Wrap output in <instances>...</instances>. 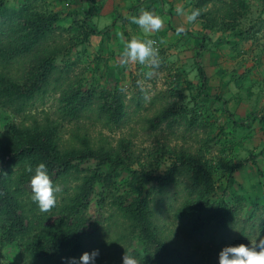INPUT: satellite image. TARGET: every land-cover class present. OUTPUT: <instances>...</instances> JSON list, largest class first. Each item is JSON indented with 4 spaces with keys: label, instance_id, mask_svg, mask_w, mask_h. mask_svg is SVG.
I'll return each mask as SVG.
<instances>
[{
    "label": "rangeland",
    "instance_id": "374dc122",
    "mask_svg": "<svg viewBox=\"0 0 264 264\" xmlns=\"http://www.w3.org/2000/svg\"><path fill=\"white\" fill-rule=\"evenodd\" d=\"M236 1L226 3L233 8ZM244 1L246 10L232 21V11L222 14L225 7L218 2L198 9L195 0H96L95 9L89 11L84 0H44L46 10L60 16L54 34L27 55L5 63L0 58V73L22 82L32 65L45 57L50 58L51 73L22 111L0 107V132L6 122L50 126L58 131L64 148L81 147L84 141L110 151L124 141L130 147L132 168H144L153 175L164 173L180 151L201 157L215 182L216 196L236 207L235 221L225 229L209 224L193 232L187 219L175 218V209L189 192L195 193L186 179L168 189L160 201L155 199L152 220L157 238L166 247L201 264H218L224 247L248 245L264 237V2ZM23 2L5 0L0 48L16 40L8 37L13 24L6 10H17ZM32 5L38 8L41 3ZM141 10L162 17L163 28L144 33L131 23L129 17L138 16ZM194 10L200 15L189 22L187 16ZM179 28L183 33L177 34ZM133 37L156 41L161 65L150 79L145 75L150 71L147 66L120 64L121 53ZM196 63L205 72V86ZM70 88L93 89L97 94L115 88L124 105L122 119L109 125L98 119L95 110L102 101L97 99L77 118L63 119L62 96ZM161 116L167 117L162 120ZM247 159L243 168L232 171ZM93 167L91 162L78 168ZM115 180V190L110 187L104 193L96 186L86 214L97 230L85 239L80 255L98 249L95 264H122L124 253H131L140 264H147L148 254L154 253L152 247L114 215V204L129 197L127 174L117 172ZM78 183L72 178L58 181L55 186L61 190L56 193V204ZM39 213L46 220L51 211ZM25 242L1 248L0 264H33L24 259Z\"/></svg>",
    "mask_w": 264,
    "mask_h": 264
},
{
    "label": "trees",
    "instance_id": "16d2710c",
    "mask_svg": "<svg viewBox=\"0 0 264 264\" xmlns=\"http://www.w3.org/2000/svg\"><path fill=\"white\" fill-rule=\"evenodd\" d=\"M34 1L41 3V6H33ZM84 1L89 11L95 9L96 0ZM4 2L0 0L1 18H6ZM217 2L225 7L222 14L228 15L232 11V21L241 16L240 11L246 10L244 0H237L233 8L234 1L227 4L226 0H195L194 7L204 8ZM6 12L8 21L13 24L8 37L16 40L1 45L0 58L3 63L27 55L49 38L54 34L60 18L59 14L46 10L44 0H24L17 10ZM91 33L100 34L99 31ZM196 67L202 86H205V72L197 63ZM51 68L50 58L45 57L32 65L22 82L0 73V107L11 108L13 112L22 111L24 103L48 79ZM62 97L63 119L77 118L95 99L102 101L95 110L98 119L109 125L118 123L123 117L122 97L115 88L102 90L98 94L93 89L82 91L70 88ZM222 103L225 105L224 101ZM223 111L227 113L224 108ZM166 117L161 116L160 119ZM80 144L81 147L60 146L58 131L50 126L4 124L0 132V249L26 240L22 253L24 259L33 264H65L64 258H77L83 250L85 239L96 234L93 218L86 214L96 186L99 185L104 193L110 187L115 190V179L120 171L127 174L125 186L129 197L120 198L119 203L114 204V215L137 230L144 243L152 247L154 253L148 254L147 264H201L166 247L154 232L153 203L157 197V201H160L168 189L176 187L178 181L186 179V184L191 183L190 187L195 189V193L189 192L174 211L175 218L189 221L191 231L200 232L209 224L225 229L238 216L236 207L223 197L216 196L215 182L201 157L188 150L180 151L164 173L153 175L144 168H132L130 147L124 141L119 142L117 149L110 151L90 147L84 141ZM91 162L94 163L92 169L78 168ZM248 162L249 159L244 160L232 171L243 168ZM40 163L46 165L54 186L68 178L79 180L71 189V194L56 204L46 220H42L45 214H37L39 207L31 199L30 180ZM29 167L32 168L31 172L28 171ZM102 201V198L98 201L99 207ZM49 218L51 221L46 224Z\"/></svg>",
    "mask_w": 264,
    "mask_h": 264
},
{
    "label": "clouds",
    "instance_id": "9594fccd",
    "mask_svg": "<svg viewBox=\"0 0 264 264\" xmlns=\"http://www.w3.org/2000/svg\"><path fill=\"white\" fill-rule=\"evenodd\" d=\"M181 12V9H177ZM200 15L199 10H194L187 16L189 22H195ZM131 23L136 24L144 33L158 32L164 26V19L153 12L141 10L138 16L129 17ZM183 28L177 29V34L183 33ZM156 41L152 39L140 40L136 37L130 39L121 53L120 64H140L147 66L150 71L145 75L152 78L155 71L160 68L161 60L159 50L155 46ZM31 172L32 168L29 167ZM31 199L35 202L41 212H50L57 203L56 193L61 189L54 186L48 175V169L44 163L35 168V174L30 180ZM100 255L98 249L91 252H83L80 257L64 258L65 264H95L96 258ZM122 264H140V261L131 253H124ZM218 264H264V237H257L251 240L248 245L243 243L235 246H226L218 254Z\"/></svg>",
    "mask_w": 264,
    "mask_h": 264
}]
</instances>
